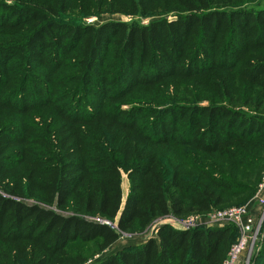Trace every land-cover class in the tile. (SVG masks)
<instances>
[{
	"label": "trees",
	"instance_id": "1",
	"mask_svg": "<svg viewBox=\"0 0 264 264\" xmlns=\"http://www.w3.org/2000/svg\"><path fill=\"white\" fill-rule=\"evenodd\" d=\"M250 1L0 0V264H84L68 244L99 254L119 233L220 208L241 184L209 159L258 176L264 4ZM73 8L165 18L60 20ZM231 76L256 89L260 101L242 105L253 112L231 106ZM183 157L196 182L183 180ZM230 244V226L160 224L98 264H223Z\"/></svg>",
	"mask_w": 264,
	"mask_h": 264
},
{
	"label": "rangeland",
	"instance_id": "2",
	"mask_svg": "<svg viewBox=\"0 0 264 264\" xmlns=\"http://www.w3.org/2000/svg\"><path fill=\"white\" fill-rule=\"evenodd\" d=\"M259 2L260 4H264V0H251L243 4L251 7ZM170 17H173V15L170 14L168 19H171ZM163 18L165 17L151 14L95 13L73 8L63 15L60 20L67 23H83L95 26L106 22H123L128 26L141 27ZM229 78L233 88L232 99L230 100L231 106L241 109L246 113L253 112L251 108H244L242 105L245 101H251L253 104H257L260 101L257 97L256 89L239 80H235L232 76ZM203 93L204 95L207 94L205 88H203ZM202 104H207V101H203ZM261 111L264 113V107ZM258 157L259 160H263L258 176L251 169H241L233 162L225 161L218 157L209 159V166H211L214 172L216 171L218 174L241 184L233 192L223 193L225 203L220 208H214L209 213L190 217L171 216L158 219L150 224L145 231L134 229L127 233H119L117 241L106 251L99 254L98 247L94 243H70L67 245V250L70 253H79L82 257L86 258L84 264H98L102 260L115 255L120 250L136 247L142 244L148 237H155V230L160 224H170L180 229L230 226L231 244L225 264H231V262L234 264H260L261 247L264 240V151L259 149ZM195 159L202 164L208 160L199 157ZM170 160L169 156H165L163 164L166 168L169 167ZM182 160L184 162L182 169L183 180L188 183L196 182V179L200 178L196 166L198 164L190 162L189 158L183 157ZM245 185L248 187V190H242ZM121 187L123 195L126 197L129 191V183L124 172L122 173ZM230 212L235 213L229 219L225 218V215H229Z\"/></svg>",
	"mask_w": 264,
	"mask_h": 264
},
{
	"label": "built area",
	"instance_id": "3",
	"mask_svg": "<svg viewBox=\"0 0 264 264\" xmlns=\"http://www.w3.org/2000/svg\"><path fill=\"white\" fill-rule=\"evenodd\" d=\"M233 213H235V212H230L229 215L226 214V215H225V218H228V219H229V218L232 216ZM225 263H226V261H225L223 264H225ZM229 264H230V263H229ZM231 264H234V263L231 262Z\"/></svg>",
	"mask_w": 264,
	"mask_h": 264
}]
</instances>
